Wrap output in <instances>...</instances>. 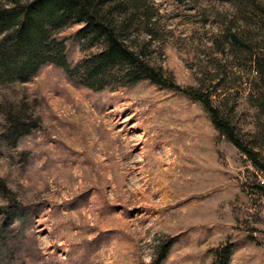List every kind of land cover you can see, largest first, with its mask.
<instances>
[{"label":"rangeland","instance_id":"1","mask_svg":"<svg viewBox=\"0 0 264 264\" xmlns=\"http://www.w3.org/2000/svg\"><path fill=\"white\" fill-rule=\"evenodd\" d=\"M152 10L150 61L181 86L208 85L221 68L212 97L264 158V115L244 56L264 47L255 14L244 21L215 0H154ZM229 26L244 31L241 54L227 48ZM80 27L53 33L70 69L99 49L81 48ZM107 85L90 87L51 62L26 81L0 80V264H213L225 242L229 264H264V196L253 187L263 170L200 103L148 80ZM7 104L21 113L18 135ZM162 243L171 246L155 263Z\"/></svg>","mask_w":264,"mask_h":264},{"label":"trees","instance_id":"2","mask_svg":"<svg viewBox=\"0 0 264 264\" xmlns=\"http://www.w3.org/2000/svg\"><path fill=\"white\" fill-rule=\"evenodd\" d=\"M215 1L235 5L244 21L248 14H255L252 23L264 35V0ZM153 4L154 0H0V80L26 81L39 65L46 62L58 64L69 73L70 70L78 73L88 86L96 89H102L110 82L123 85L148 80L159 88L178 92L200 103L218 133L264 174V158L256 145L242 140L225 113V104L212 97L221 86L217 76L221 74V68H217V75L211 77L208 85L199 82L194 86H181L171 73L150 61L146 49L147 42L155 39ZM71 24H81L75 33L81 48L84 44L99 49L70 69L63 44L53 33ZM242 32V28L231 30L230 26L224 31L227 48L240 54L247 48L240 40L244 38ZM139 34L147 37L146 43L131 45ZM248 39H251L250 35ZM244 56L249 58L254 72L252 86L255 87L251 90L255 91V106L264 115V47L258 48L257 54L250 52ZM14 112L7 104L3 115L18 135L23 128L21 113L19 110ZM253 187L264 196V185L257 181ZM170 246V243L159 245L155 263L164 259ZM231 250L232 243L229 242L215 248L213 264H229Z\"/></svg>","mask_w":264,"mask_h":264},{"label":"built area","instance_id":"3","mask_svg":"<svg viewBox=\"0 0 264 264\" xmlns=\"http://www.w3.org/2000/svg\"><path fill=\"white\" fill-rule=\"evenodd\" d=\"M258 182L262 185H264V174L261 173L259 176H258Z\"/></svg>","mask_w":264,"mask_h":264}]
</instances>
